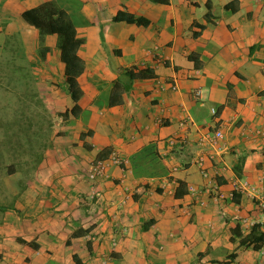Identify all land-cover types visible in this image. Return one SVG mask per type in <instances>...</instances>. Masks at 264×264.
<instances>
[{"label":"crops","instance_id":"obj_1","mask_svg":"<svg viewBox=\"0 0 264 264\" xmlns=\"http://www.w3.org/2000/svg\"><path fill=\"white\" fill-rule=\"evenodd\" d=\"M45 1L69 15L83 41L81 111L65 120L73 101L57 36H44L49 52L37 60V30L22 18ZM118 11L149 23L114 21ZM11 34L23 44L19 56L40 64L30 68L39 75L33 87L55 125L32 177L16 182L3 168L0 264H76L73 254L83 264H261L259 250L240 240L264 214L234 185L264 193V0H0V46ZM144 68L153 76L126 75ZM116 82L126 89L110 105ZM216 129L218 148L197 145ZM172 137L188 141L170 146ZM112 151L126 163L88 180L91 162ZM199 153L221 197L203 191ZM136 188L144 191L134 199Z\"/></svg>","mask_w":264,"mask_h":264},{"label":"trees","instance_id":"obj_2","mask_svg":"<svg viewBox=\"0 0 264 264\" xmlns=\"http://www.w3.org/2000/svg\"><path fill=\"white\" fill-rule=\"evenodd\" d=\"M151 1L156 3L168 2V0ZM229 6V4L226 5V8H228ZM232 9L234 8L232 7ZM22 18L25 22H27L29 25H31L37 30V60L44 59L45 61L46 54L49 52V48L43 45L44 36L49 34H55L57 36L56 47L59 51V59L64 65V82L66 84L67 92L73 101L72 107L70 109L65 110L64 112H61L60 116L64 120L67 119L69 116L77 117L81 111V108L78 105V101L83 95L77 78L84 71V61L77 54L78 49L83 41L82 39L76 36L74 24L72 23L69 15L53 1H45L36 7L23 11ZM113 19L114 21H126L142 26H146L149 23L146 18L142 16H135L126 11H118L117 14L113 17ZM19 51H24V47L18 35H7L0 46V76H3V72H6V68H9L11 73L13 74H19V76L15 77L17 81L22 80L26 76H33L32 72L30 71L32 65H30L25 56H19ZM190 58L193 57L190 56ZM126 75L131 80H134L152 77L153 72L150 69L144 68L137 70H128L126 71ZM125 89L126 88L121 86L119 82H116L114 84L112 88V97H110V105L113 103L120 102V96H117L115 98V92L117 93V90H120L118 94L120 95L125 91ZM24 91H26L25 88ZM35 94H32V96H34ZM8 108L10 107L8 106ZM0 112H2V110ZM15 113H18L20 117L21 115H23V113L19 110H16ZM3 132V136L0 137V165L5 169V172L7 174L15 173L17 172L15 164L12 161H8L9 163H7L6 160L7 158H10L11 154L14 151L12 140L18 138L20 135L17 134L15 136H12L14 134L5 133L6 130H4ZM88 134H90V132H81L80 139H84L85 136ZM3 156L5 157V162L4 158H1ZM179 185L182 184L180 183ZM144 187H147V184H145ZM178 190L179 188L176 189V192L174 194L176 197L184 193L182 192V194H180ZM142 191H144V189L136 188L133 194V198L137 199V197L140 193H142ZM3 209L4 208L0 206V210L3 211ZM90 229L91 227L74 230L71 233L70 238L84 236L88 234ZM69 243L70 240L68 239L66 241V244ZM240 243L244 244L246 247L251 246L253 249L259 250L264 244V224H254L249 233L241 238ZM87 245L88 249H90L89 242L87 243ZM72 258L76 264H83V262L76 254H73ZM227 263L228 262H223L222 264Z\"/></svg>","mask_w":264,"mask_h":264},{"label":"rangeland","instance_id":"obj_3","mask_svg":"<svg viewBox=\"0 0 264 264\" xmlns=\"http://www.w3.org/2000/svg\"><path fill=\"white\" fill-rule=\"evenodd\" d=\"M53 54L51 56H54ZM27 60L30 65L39 68V63L36 62V64L31 59ZM45 66L44 63V68ZM49 66L57 70L56 65L54 67L51 63ZM56 74H54L55 79L59 77L58 75L56 77ZM17 76L19 74L11 73L9 68H6V72L0 76V111L2 110L0 112V137L3 136L4 130H6L5 133L14 134L12 136L20 135L12 140L14 154L12 153L6 160L7 163L12 161L15 164L17 173L14 175V180L20 182L32 177L34 169L44 161V149L52 133V125H55V116L49 113L45 105L43 107V104H40L41 93L34 90L33 86L37 83L36 80H39V75H36L37 79L34 76H26L19 81L15 79ZM32 94L35 95L32 96ZM15 109L23 115L20 117L18 113H15ZM1 158H4L5 162V157ZM4 174L3 167L0 165V177Z\"/></svg>","mask_w":264,"mask_h":264},{"label":"built area","instance_id":"obj_4","mask_svg":"<svg viewBox=\"0 0 264 264\" xmlns=\"http://www.w3.org/2000/svg\"><path fill=\"white\" fill-rule=\"evenodd\" d=\"M199 90H196L194 95L198 96ZM187 120H183L182 124H185ZM223 138V132L220 129H216L213 131H209L206 133L201 134L198 136L196 142L199 147L205 148L207 146H211L213 148H218L219 141ZM188 139L186 137H180V138H169L168 143L170 146H177L181 145L182 143L187 142ZM204 155L202 153H199L196 155L193 159V162L198 166L201 175L206 178L207 184L203 188V191L207 194H216L215 196L221 197V193L218 190V186L216 183L215 176L210 175L208 170L206 169L205 163H204ZM126 158L123 157L119 152L112 151L109 156L105 159H96L91 162L88 170H87V178L91 182H95L97 179L103 178L106 176L107 168L111 165L116 166H122L126 163ZM224 167V166H223ZM235 189H238L242 192H249L255 199L257 207L261 210V212L264 214V193L254 195V191L252 188L249 187V184L247 181L237 182L234 185ZM188 191L192 195H196L198 197L199 191L194 186H190L188 188ZM259 253L261 255V264H264V244L259 249Z\"/></svg>","mask_w":264,"mask_h":264}]
</instances>
